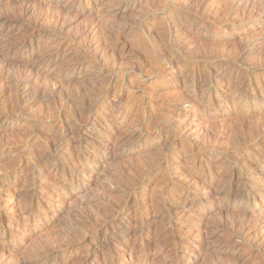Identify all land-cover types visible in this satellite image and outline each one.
Masks as SVG:
<instances>
[{
    "label": "bare ground",
    "instance_id": "obj_1",
    "mask_svg": "<svg viewBox=\"0 0 264 264\" xmlns=\"http://www.w3.org/2000/svg\"><path fill=\"white\" fill-rule=\"evenodd\" d=\"M73 1H77L82 7L87 5L93 7L98 3L95 1ZM185 1L172 0L173 5H180ZM101 2L99 3L101 4ZM153 2L157 3L159 0H152L151 4ZM196 7L199 14H196L197 17L191 20L192 23L169 21L168 14L174 13V7H171L168 16H164L167 17L165 30L160 29L161 27L153 31L149 30L147 33H143L146 35V38L142 37L143 40L139 33H135V38H139L137 45L130 44L129 36L125 41H120L115 37L116 30L106 27L102 32L103 39L99 38L93 43L83 45L82 48L86 51V55L82 58L75 59L74 56H71L73 59L66 61L60 58L59 54H49L44 57L39 55L37 57L39 58L38 64L32 66L31 69L23 67L20 68L17 75L7 74L10 79L6 90L7 96L16 95L20 89L27 88L31 85L33 75L42 77L47 68H54L58 73L63 74L66 83L70 86L69 91L65 93L50 90V96L46 95L48 86L42 84L36 88V101H51L49 108L43 113V119H38L41 126L49 125V132L45 134L30 133L22 141L21 148L29 151L32 150L31 147L35 143H39L38 151L30 154L29 160L20 155L21 157L13 161L11 168L9 167L5 171L4 175H14L20 169L27 171L25 181L21 184L13 183L10 188L11 195L23 197L27 202L32 201L33 197L39 193V186L35 184L34 179L47 177L48 166L58 167L63 164L64 168L66 164L67 173H71L72 171H83L93 163L91 154L85 156L74 154L76 156L74 159H63L59 154L66 144L74 151L82 147L96 146L95 138L85 139L84 133L89 129L100 128L102 125L106 130L110 122L108 118L104 117L95 121L91 116L100 106H110L115 102L122 105L128 102L126 97L135 96L138 88L132 87L129 80L144 78L143 85H149L150 88V94L147 97L154 98L156 94H161L155 86L156 82L160 81L162 88L173 87L175 83L170 85L169 82L177 77L176 74H179L182 79L177 85L184 84L186 92L180 97L165 98L164 102L168 101L169 103V107L165 111L172 115L182 105L189 104L192 106V112L199 111L203 114L210 111L215 120V127L212 129V133L208 134L214 140L215 145L209 147L208 151H204L201 149V143L206 139L207 134L202 132L201 135L196 136L193 125H185L182 118H177L178 126L180 125L183 132L176 136L172 133L173 131L166 130L164 141L169 145V149L161 162L156 166L130 169L131 179L126 182V188L115 203L107 204L102 213L95 218H89L90 221L79 222L71 226L67 233L61 237L62 243L69 249L80 247L88 239L96 241L97 244L90 248L95 249L99 257L103 258L104 256L103 264H122L121 259H127V264H134L135 261L137 264H160L152 261L148 254L137 257L135 253L138 245L141 248L172 246L176 260L172 257L165 264H182L177 260V257L183 254L187 255L188 251L184 247V239H180L178 234L188 228V225L182 223L185 217L199 218L197 210L191 211L190 214L179 215L178 221L181 222L179 224L180 222L175 223L172 220L171 210L158 208L160 201L156 203L149 201L146 205H141L138 197L141 183L155 172L157 173L166 163L170 154L178 149H182L188 159L187 171L183 174L184 181L177 178L178 165L176 164L171 169H165L166 173L163 176V179L165 177L167 182L179 188L173 197H177L179 200L181 196L186 195V200H190L191 205L217 202L216 206L221 213L225 211L232 213H227L231 216L217 225L216 229L200 233L198 244L196 243L195 248L189 251L190 254L203 251L205 255L222 262H217L213 258L212 262L214 263L212 264H226L230 258L227 256L234 257L231 253L239 249L247 251L248 256L261 259L259 264H264V219L254 218V212L250 211L248 207H241L238 204L245 202L247 205H264V170L259 166L264 161V73L262 76L252 78L248 77L245 71L239 70L241 65H246L248 70L253 68L255 72L256 70L264 72V46L262 45L264 23L258 22L264 18V2L261 0H199ZM68 11L69 14L74 12L72 9H68ZM163 14H166V11ZM43 19L42 14H35L29 8L20 12L5 11L0 14L2 25L16 24L22 30L18 32V39L13 40L12 44L4 42L0 44V63H8L7 55L15 49L19 41L32 38L37 33L45 38L60 35L62 13L47 24L41 23ZM257 22L258 24H256ZM241 31L252 34V39L241 50L233 52L229 47L231 37L226 38L232 34L241 36L242 34H239ZM83 33L89 36H91L90 34L97 35L93 27L86 28ZM173 47L183 52L185 59L173 56L171 52ZM47 48L45 44L41 50ZM37 49L25 48L23 50L27 55L33 57L41 52ZM108 61L111 62L112 68L108 74L110 79L105 83H88V79L74 76L75 72L95 68L103 69L104 62ZM68 71L71 74H68ZM169 71H171L168 74L169 79L164 80V74ZM194 73H198V79H194ZM93 76L94 78L100 77L97 74H93ZM0 79H4V76H1ZM80 81L83 82L80 83ZM150 81L153 82L150 84ZM163 94L165 95L164 91ZM144 106L145 104L141 106V115L147 116L149 119L152 118L156 113L152 110L147 112ZM25 111L26 109L20 106L17 98V101H11L7 108L0 109V119H20ZM107 122L109 123L107 124ZM33 126L36 125L32 124L31 127L33 128ZM163 127L157 125L154 132L148 133L147 142L164 130ZM143 136V133H139L121 134L114 140L110 137V146L119 149V144L121 146L125 144L138 145L143 140ZM226 138L229 144L226 148H222L220 142ZM198 149L199 151H197ZM112 157H114L113 159H122L127 156L121 153L119 156ZM36 167L40 169L38 170ZM196 173H199L201 177H195ZM65 182H57L58 187L48 190V198L52 200L67 186L72 189L76 187L83 189L84 187L83 177ZM251 184L263 186L258 192H248L247 187ZM191 187L200 189L201 192H188ZM105 192L110 194L114 190ZM40 203L42 205V201ZM133 205L139 211H151L158 217H152L148 221L141 220L130 210ZM31 209L38 212V208L35 206ZM31 209L19 210V215L16 217H27L28 213L32 211ZM124 211L127 219H120L119 216ZM53 212L54 210L50 214ZM6 223L7 221L0 220V229L4 228ZM197 224L194 222L193 225ZM146 225L152 229L150 235L144 233ZM126 228L132 229L133 237L138 239V243L131 249L127 246L113 248L109 243L102 246L103 244L99 242L101 238L107 241L116 236L122 237L120 241H130L131 237H124ZM9 233L16 234L14 231ZM198 246L199 250H196ZM13 250L14 248L8 246L3 250L0 249L1 258ZM204 254H201L200 258L194 256L195 262L202 260ZM62 256L61 252L48 249L39 251L34 260H52L55 263ZM98 259L89 255L84 261H81V264H96ZM239 259L240 257L236 259L237 262Z\"/></svg>",
    "mask_w": 264,
    "mask_h": 264
},
{
    "label": "rangeland",
    "instance_id": "obj_2",
    "mask_svg": "<svg viewBox=\"0 0 264 264\" xmlns=\"http://www.w3.org/2000/svg\"><path fill=\"white\" fill-rule=\"evenodd\" d=\"M81 1H95V3H98L93 7L89 5L82 7L77 1L74 2L73 0H0V14L5 11L20 12L29 8L35 14H42L44 17L41 22L42 24H47L51 19L62 13V24L60 25L62 33L60 32V35L45 38L37 33L32 38L22 42L19 41L15 49L7 55L8 63H0V77L4 76V79H0V109L7 108L11 101H17V98L19 99L20 106L26 109L20 119H0V188H2L0 193V220L7 221L4 228L0 229V249L3 250V248L7 246L14 248L11 253L7 254V256H3V258H1L2 256L0 254V264H81V261H84L89 255H92L96 259L99 258L96 264H103L104 256L103 258L99 257L96 250L90 248L97 244L96 241L88 239L81 244L80 247L69 249V247H66L62 243L61 237L67 233L71 226L79 222L85 223L87 220L90 221L89 218L91 219L99 216L107 204L115 203L120 198L122 191L126 188V182L131 179L130 169L156 166L161 162L163 157L167 155L169 149V145L164 141L166 139L164 135L166 130L173 131L172 133L176 136L183 132V129L180 125L178 126L177 123L179 118L183 119L185 125L189 124L195 127L196 136L201 135L202 132L207 134L206 139L201 143V149L208 151L209 147L215 145L214 140L209 136L210 133H212V129L215 127V120L210 111L203 114L199 111L192 112V106L189 104L182 105L179 110L175 111L172 115L165 111L169 107L168 101L166 103L164 102L165 98L169 97L172 99L180 97L186 92L184 84L177 85L182 79L181 75L176 74L177 77L169 82L170 85L175 83L173 87L162 88L161 82H156L155 86L159 94H161H156L154 98L147 97L150 94V88L149 85H143L145 79L135 78L129 81L132 87L138 88L139 91H135V96L126 97V101L128 102L122 105H118L119 103L115 102L111 103L110 106H100L97 111L92 114V120L97 121L103 117L106 119L108 118L110 123L107 122V124L109 123L111 125H109L106 130L104 129L105 126L102 125L100 128L89 129L84 133L85 139L91 137L95 138L96 146L82 147L74 151L72 147H68L66 144L60 151L59 155L63 159H74L76 157L74 154H80L82 156L91 154L93 157V163L91 165L84 168L83 171H72L71 173H67L66 164L64 168L62 167L63 164H60L58 167L48 166L46 174L48 178L36 177L34 179L35 184L39 186V193L33 197L32 201L27 202L23 197L11 195V184L17 182L21 184L25 181L24 179L27 176V171L25 169L23 171L20 169L14 173V175H4L6 169L9 167L11 168L13 161L18 157L23 156L24 159L29 160L31 157L30 154L38 151L39 143H35L31 147L32 150L26 151L21 148L22 141L32 132H34L33 134H45L49 132V125L45 124L41 126L40 123H38V119H43V113L49 108L51 101H36V88H39L38 86L42 84L48 86L46 95L50 96V90L65 93L69 91L70 86L66 83L63 74L58 73L54 68H47L42 77L33 75V79L30 82L31 85L27 88L24 87L20 89L16 95L12 94L11 96H7L6 90L10 80L7 74L10 76L17 75V72L23 67H25V69H31L32 66L38 64L39 58L37 57L39 55L44 57L49 54H59L60 58L66 61L73 59L71 56H74L75 59L82 58L86 55V51L82 48L83 45L85 43H93L99 38L103 39L102 32L106 27L115 29V37L119 38L120 41H125L126 37L129 36L128 41L130 44L137 45V39L139 38H135V33H139L141 39L142 37L144 39L146 35L143 33H147L149 30L153 31L160 27V29L165 30L167 17L165 18L164 16L170 12L171 7H174V13L168 14L169 16H167L168 20L173 23H192L191 20L195 19L199 14L196 7L199 0H186L184 3H181L182 5H173L172 0H159L157 3L153 2V5L151 4L152 0ZM100 1H102L101 4L99 3ZM261 1L264 2V0ZM187 2L188 4H186ZM68 9H72L74 12L69 14L67 13ZM165 11L166 14H163ZM258 22L264 23V18L260 19ZM258 22L256 24H258ZM88 27L95 28L97 35L90 34L91 36H89L88 34H84V30ZM20 30L21 29L16 24L5 26L1 24L0 20V44L3 42L12 44L11 42H13V40L18 39V32ZM239 34L242 35L236 36L232 34L226 38L228 39L231 37V44L229 47L233 52L241 50L243 46L252 39V34H248L245 31H241ZM45 44L48 48L41 50ZM262 45L264 46V40ZM25 48H38L37 50H41V52L32 57L26 54L23 50ZM254 51H256V49H254ZM171 52L173 56L185 59V54L174 47L171 49ZM110 64V61L104 62L103 69L95 68L87 71L75 72L74 76H78L81 79H88V83H105L110 79V76H108L112 68ZM246 68V65H241L239 70L241 72L245 71L248 77L253 78L254 76H262L264 73L263 70H256L255 72L253 68L249 70ZM170 72L171 71L164 74V80L169 79L168 74ZM67 73L71 74L69 71ZM93 74L100 75V77L94 78ZM194 79H198V73H194ZM81 82L83 81H80V83ZM152 82L153 81H150L149 83L151 84ZM104 98L106 99V97ZM143 104H145L144 107L147 109V112L152 110L156 113L154 115L155 117L153 116L149 119L147 116L141 115L140 109ZM111 118L112 120H110ZM32 124L36 126L32 128ZM157 125H160V127L164 126V130H161L158 133L159 135L157 134L154 139L147 142L149 138L147 134L154 132ZM139 133H143L144 138H142L143 140L140 141L138 145L125 144L121 146L119 144V149L110 146V137L114 140L121 134L131 135ZM228 144L227 138L220 142L222 148H226ZM181 151L182 149H178L176 152L170 154V157L166 160L163 167L141 183L138 192L139 201L141 205H146L149 201H153L154 203L160 201V207L158 208L171 210L172 220L175 223L180 222L178 221L179 215L190 214L191 211L197 210L199 218L195 219L194 216H192V218L189 219L185 217L182 222L188 225V230L186 229L183 233L178 234V237L184 239V247L188 251V254L177 257V260L182 264H212L214 263L212 262L215 259L214 257L213 259L211 256L205 255L203 251H197L198 253L196 254H190L189 251L195 248L194 245L196 243L198 244L199 238L201 237L200 233L203 234L207 231H212L214 228L216 229V226L226 221L232 213L231 211L221 213L218 206H216L218 204L217 202L191 205L190 200H186V195L181 196L179 200L177 197H173V195L178 192L177 189L179 188L171 185L165 180V177L163 179V176H165L167 169H171L172 166L176 164L178 165L176 169L178 180L180 179L182 181L185 179L183 174L187 171L186 166L188 159L186 158L185 152ZM197 151H199V149ZM121 153L127 157L122 159L111 158V156H119ZM259 166L264 170V161H262ZM36 169L39 170L40 168L36 167ZM194 176L197 178L199 176L201 177L199 173H196ZM80 177L84 178L83 189L82 187L72 189L67 186V188L61 191L52 200L48 198V190L58 187L57 182L62 183V181H66L65 183H67L68 181L76 180ZM168 184L170 185L167 186ZM262 186L261 184L257 186L251 184L248 185L247 191L258 192L261 190ZM191 188L188 192H201L200 189L195 187ZM106 190H114V192L106 194V192L104 193ZM41 201L42 205L40 203ZM238 204H240L241 207L246 206L250 211L254 212V218L257 219L258 217L259 219H264V205H247L245 202ZM33 206L38 208V212L31 209ZM136 208L137 207L133 205L130 207V210L141 220L148 221L152 217H158V215L153 214L151 211H139ZM21 209H25V211L31 209L32 211L28 213L27 217H16L19 215L18 211ZM53 210L54 212L50 214ZM119 218L127 219L125 211ZM194 222L198 224L193 225ZM179 224H181V222ZM10 231H14L16 234H11L9 233ZM144 231L146 235H150L152 229L146 225ZM125 236L131 237L130 241H120L122 237L116 236L107 241L101 238L99 242L103 244L102 246L109 243L113 248L127 246L129 249L138 243V239L133 237L132 229L126 228L124 231V237ZM136 248L135 255L137 257L148 254L152 261L160 264H165L174 257L172 246L141 248L138 245ZM48 249L57 250L61 252L63 256L55 263H53L52 260H34L35 255L39 251H47ZM196 250H199V246ZM201 254H204L202 260L195 262L194 256L200 258ZM231 254H233L234 257L228 255L227 257L230 258L226 264H259L262 261L254 256H248L247 251H241L239 249ZM239 257V262H237L236 259ZM174 260H176V258ZM215 260L222 263L219 259ZM120 262L122 264H127V259H121ZM134 264H137V261H135Z\"/></svg>",
    "mask_w": 264,
    "mask_h": 264
}]
</instances>
